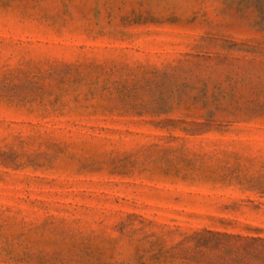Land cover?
Returning a JSON list of instances; mask_svg holds the SVG:
<instances>
[{
  "label": "rangeland",
  "instance_id": "obj_1",
  "mask_svg": "<svg viewBox=\"0 0 264 264\" xmlns=\"http://www.w3.org/2000/svg\"><path fill=\"white\" fill-rule=\"evenodd\" d=\"M0 264H264V0H0Z\"/></svg>",
  "mask_w": 264,
  "mask_h": 264
}]
</instances>
